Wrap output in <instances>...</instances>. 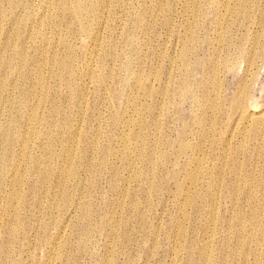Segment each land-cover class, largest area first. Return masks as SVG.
<instances>
[{
    "label": "rangeland",
    "instance_id": "rangeland-1",
    "mask_svg": "<svg viewBox=\"0 0 264 264\" xmlns=\"http://www.w3.org/2000/svg\"><path fill=\"white\" fill-rule=\"evenodd\" d=\"M64 1L48 0L46 11L48 2L35 0L26 30L40 16L52 15L40 35L33 28L27 40H19L25 53L20 70L14 66L19 76L14 91L8 81L0 83L1 93L16 97L14 114L31 106L35 134L29 163L20 168L22 193L28 195V185L32 190L27 203L16 204L22 215L12 236L5 233L14 222H0V239L8 240L0 264H264V224L249 220L243 189L251 172L245 159L258 164L257 153L264 155V122L227 121L226 115L214 122L213 101L203 89L215 84H195L215 63L214 50L219 64L232 61L236 96L244 94V85L252 87L253 75L239 85L238 79L254 56L244 32L253 30L248 19L260 0H239V10L236 0H103L99 9V0H87V16L78 0L74 7ZM222 6L228 8V24L223 38L212 40L204 28H212ZM74 11H81L75 15L84 30L76 21L68 24ZM6 23L0 18V38L10 28ZM36 74L47 96L42 102ZM259 75L256 112L264 107V69ZM180 84L192 90L183 115L181 91L174 96ZM31 87L28 100L24 95ZM228 110L226 104L220 112ZM11 126L5 131L11 134L8 159L16 156L22 128ZM56 233L48 249L46 241Z\"/></svg>",
    "mask_w": 264,
    "mask_h": 264
},
{
    "label": "bare ground",
    "instance_id": "bare-ground-1",
    "mask_svg": "<svg viewBox=\"0 0 264 264\" xmlns=\"http://www.w3.org/2000/svg\"><path fill=\"white\" fill-rule=\"evenodd\" d=\"M83 1L85 2V4H84ZM38 2H45L46 3V2H48V0H38ZM88 2L89 1H87V0H78L79 7L82 8L83 13H85L86 16H87L86 11L88 10V7L86 6V4H88ZM102 2H103V0H99V3H98L99 5H98V7H96V9L100 8V5H101ZM263 2H264V0H263ZM34 4H35V0H0V18L4 19L7 22L6 24L8 26H10L9 30L7 31V33H5L0 38V48H1V50H0V68L8 67V71L6 73H1L0 72V83L8 81L10 83V87L12 89L11 92L14 91V89L16 87V83H17V81L19 79L18 72L16 73V71L20 70V68L23 65L22 55H23V53H25L23 51L25 45H22L21 47L18 46L19 40L22 39V38H23L24 41L27 40L28 36L30 34H32L31 31L33 30V28L35 29V31H37V33H36L37 35L39 33H41V31L45 27L44 26L45 22H47V20H49V16L52 15V14H46V15L40 16L41 18L38 21L39 23L37 22V25H31L30 28H28L26 30L23 23L29 21L30 16H31L30 11H31L32 7L34 6ZM64 5L66 7H68L70 5L72 7H74L73 0H65L64 1ZM90 5L91 4L89 2V7H90ZM45 6H46V11H48L50 9L49 8L50 3L49 2L46 3ZM59 6H61V3L59 4ZM235 6L239 10V0H236ZM221 8H223L225 11L224 12H218V13L216 12V14L214 15V21H213V24H212V28H206V27L204 28V31L206 30V31L210 32V35H211L210 39H212V40H215V39L221 40L223 38V33L222 32L225 30V28L227 27V24H228V8L226 6H222ZM71 10H72V8H71ZM80 12L81 11H79V12L78 11H74V14H72L70 16V21H69L68 24L73 25V27H74V24H75V21H76L78 23V25L80 26V29L84 30L83 24H82L79 16L75 15V14L80 13ZM248 20L250 21V28H252L253 30H250L249 28H247L245 30V32H244V36H251L250 37L251 50L253 48L252 53H254V56L249 60V62H246V64H245V72L243 73L244 76L241 77L240 80L238 79V85H239V83L241 84L245 78L247 79V77L249 75H251V76L253 75L254 78H253V81H252V87H249L248 85H244L243 86L244 94H241L240 96H236L235 93L231 90L232 86H234L233 82H236V84H237L236 74H235V70H234L232 61L230 59H228V58H225V59H223V65L221 63L219 64V55H217L216 54L217 51H214V50H212L211 53H210V55H211L210 56V60L214 59L215 63L214 64L212 63L210 65V68H208L209 70L207 71V74H206V72H203L202 82H199V81L195 82V84H198V86H202V85L204 86V83H207V82H213L215 84V86H214V88L212 90L203 89V91L205 92L204 96L210 100V103H212V101H213V103L211 105H213L212 108L215 111L213 113L215 115V117L213 116L214 117V122L217 121L216 116L222 121L225 115H226L225 117H226L227 121H230V120L233 119L234 122H236V121L239 122V120L240 121H245V122H247V121L248 122H253V123L257 122V121H263L264 122V107L261 110L257 111V112L254 109H252V107H255L254 92L256 91L257 83L259 81V77H260L259 73H260V71L262 72L263 69H264V4H262L261 0L259 1V6H257L256 9H255L254 17L253 16L249 17ZM202 22H203V20L201 21V27L204 26ZM56 24H57V22H56ZM89 25H91V23ZM19 26H21V29L19 28ZM233 26H235V25H232V28H233ZM235 33L239 35V23H238V25H236ZM70 34H75V31L72 30V32H70ZM57 38H59V37H57ZM41 47L42 46H39L38 48H41ZM238 49H239V46H238ZM39 51H40V49H39ZM39 51H38V53H39ZM41 51H43V50L41 49ZM26 53H27V51H26ZM36 55H37V53H36ZM39 55H40V53H39ZM26 56H28V55L26 54ZM192 56H194V53L192 54ZM23 57H25V56H23ZM198 57H200V56H198ZM181 58H183L182 55H180V61H181ZM194 58H196V57H194ZM34 60L35 59H33V61ZM195 61H198V60H195ZM184 62H186V56L185 55H184ZM194 63L195 62H193L192 65ZM208 63H209V61H208ZM192 65H191V71H192L191 76H194V78H195L197 76V74H198V66L197 65H193L192 66ZM14 66H18V69L16 71L14 69ZM36 67H37V65H36ZM27 68H28V66H27ZM189 68H190V66H189ZM24 69H26V68H24ZM21 70H22V72H24L23 68ZM34 70H36V69H34ZM34 70H32V71H34ZM186 70H187V68H186ZM33 73H37V72H33ZM23 74H25V72ZM25 75L27 76V74H25ZM14 76L17 77V79L16 78L13 79L12 77H14ZM36 77H37V74H36ZM230 77L232 78V80H230ZM33 78H35V77H33ZM41 78H38L39 80H36V82L39 81L40 83H38V86L35 88L39 92V95H37V96L40 98L39 99L40 102L45 101L46 98H47V96H44L43 92L41 91V89H44L43 83H41L42 82ZM28 79H27V81H29ZM34 81H35V79H34ZM32 84H34V83H32ZM35 84H37V83H35ZM183 85H185V84H183ZM184 87L185 86H182V85L177 87L178 90H177L176 93H174V96H175L178 93V91H181V93H178V97L181 96L180 97L181 105H180V108H178L179 115H183V112L185 111V106H184L183 102L185 100H188L189 96L190 97L192 96V90L188 89V87H185V88ZM18 88H19V86H18ZM26 88H27V86H26ZM32 88L33 87H31L30 90L27 89V91H26L27 95H24L26 97V99H28V100L31 99L30 98L31 97L30 91L33 90ZM212 95L214 96V100L212 98H210V96H212ZM18 99H20V98H18ZM15 101H16V97H15L14 94L10 95V93H9L7 95L5 93H1L0 92V131H2V133L0 134V220H1L0 222H3L4 219L8 220L10 222L12 221V223L14 222V224H11V226L9 225V227L6 230L5 235L8 234L7 235L8 237L12 236L15 233L14 232V228L16 227V223H17L16 220H17V218H20V216L22 215L21 214L22 211L21 210L19 211L20 208H17L16 204L17 203H27L26 200L29 199L30 187H31V190H32V186L28 185L29 188L26 189L27 192L25 193V194L28 193V195L26 196V195H24L22 193L23 188H24L23 187V182L24 181H23L22 177H23L25 171L21 170L20 168L23 165L26 166L25 165L26 162L29 163L30 155H31V152L33 151L32 150V148L34 146L33 145V141H34L33 139H34V135H35L34 131H33L34 129H33L32 125H31V116H32L31 106H29V107H25L24 106L25 109L23 108L22 110L21 109H17L16 113L14 114V111H12V106H13ZM201 102H203V101L201 100ZM206 103H204V104H206ZM226 104L229 105L228 114L220 112L221 107L226 105ZM20 105H23V103H21ZM175 107H177V106H175ZM202 107H203V104H202ZM215 108H216V110H215ZM200 109H202V108L200 107ZM18 110H20V111H18ZM234 110H237V111L234 113ZM205 111H206V108H205ZM52 112H54V110H51L49 113H52ZM209 113L211 114V112H209ZM12 121H13V123H12ZM20 122H23V123L19 124ZM12 124L16 128V130H17L18 126L22 127L21 128V135H20L21 137L19 138V140H17L15 142V146L14 147L17 148L16 149L17 150L16 151V156L14 158L8 159L7 156H6V150L8 148L7 139H9V136L11 137V134L9 132L7 133L5 131ZM189 135H190V133H189ZM10 139H12V138H10ZM185 139H186V137H185ZM12 141L13 140H11V142ZM193 147H192V149H193ZM194 149H196V148L194 147ZM194 149H193V151H194ZM198 151H199V149H198ZM161 153H163V151ZM66 158L68 159V158H70V156H66ZM193 158H191V159H193ZM151 159H154V157L151 158ZM257 161H258V164H255V162H252V160L250 158L247 157L245 159V166L249 167L251 172H250V175H248L250 180L245 185V188H243L245 190L246 196H248V201L250 202V212H249L250 219H249V217H247V218L251 222H253V226H255L254 224L256 222H259V226L264 224V155L262 153H257ZM189 164H186V165L188 166ZM26 168H28V167H26ZM34 168H35V166H34ZM56 172H59L60 174L63 175V174L66 173V169H65V167H57L56 168ZM188 172H190L189 175H191V176L194 173V171L190 170V169L188 170ZM26 173H28V172L26 171ZM162 173H163V171H162ZM257 173H259V174L255 175ZM27 178H29V177H27ZM26 180H28V179H26ZM251 184H253L254 187L256 188L255 192H254L253 189L249 188L250 186H252ZM25 187H26V185H25ZM77 201H78V199H77ZM71 203L72 202H68V204H71ZM52 205H53V203H52ZM35 206H36V203H35ZM77 206L79 207L78 203H77ZM25 207H26V205H25ZM22 209H24V208L22 207ZM81 209H84V208H81ZM43 211L44 210H42V212ZM46 211H44V212H46ZM75 213H76V211H75ZM78 213H79V215L81 214L80 211ZM38 215H39V213H38ZM73 215H71V216H73ZM45 216H46V214H45ZM40 218H41V216H40ZM73 219H72V221H73ZM83 219H84V217H83ZM136 219H138V216L136 217ZM48 221H49V219H48ZM68 221H69V219H68ZM53 222H56V220L53 221ZM60 222H61V220H60ZM50 224H49V226H51ZM54 225L52 224V226L55 229ZM66 226H67V224H66ZM46 228H47V226H46ZM63 228H65V227H63ZM119 228H120V226H119ZM263 229H264V227H263ZM262 230H260V231H262ZM50 232H51V230H50ZM35 233H34V235H35ZM237 233H239V232L237 231ZM49 234L51 235V233H49ZM76 234H77V232H76ZM55 235L56 236H53L52 238L47 239L46 242H47V245L49 247L48 249L51 248V250H52L53 244H54L55 240H57V238H58L57 233ZM257 240H258V238H257ZM79 241H80V239H79ZM136 241H137V239H136ZM59 242H61V241L59 240ZM7 243H8V240H6L5 238L0 239V249H1V253L2 254H4V249H5L6 245H7ZM32 247H34V246H32ZM76 247H78V246H76ZM28 250H29V248H28ZM123 252H124V250H123ZM114 254L115 253H113V255ZM124 254H125V252H124ZM76 260H77V258H76ZM1 264H3V263H1Z\"/></svg>",
    "mask_w": 264,
    "mask_h": 264
}]
</instances>
